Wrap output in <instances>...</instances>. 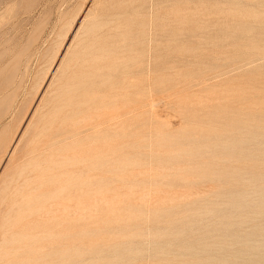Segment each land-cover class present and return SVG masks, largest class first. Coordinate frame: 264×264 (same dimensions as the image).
I'll return each instance as SVG.
<instances>
[{
  "label": "rangeland",
  "instance_id": "374dc122",
  "mask_svg": "<svg viewBox=\"0 0 264 264\" xmlns=\"http://www.w3.org/2000/svg\"><path fill=\"white\" fill-rule=\"evenodd\" d=\"M263 103L264 0H0V264L231 259L223 215L264 223Z\"/></svg>",
  "mask_w": 264,
  "mask_h": 264
},
{
  "label": "bare ground",
  "instance_id": "6f19581e",
  "mask_svg": "<svg viewBox=\"0 0 264 264\" xmlns=\"http://www.w3.org/2000/svg\"><path fill=\"white\" fill-rule=\"evenodd\" d=\"M90 9V8H89ZM91 10V9H90ZM79 13V12H78ZM186 14V13H185ZM78 15V14H77ZM80 15V14H79ZM100 16V15H99ZM75 17V16H74ZM83 17V16H82ZM90 17V16H89ZM98 17V16H97ZM78 18V17H77ZM83 21V20H82ZM87 22V21H86ZM70 24V23H69ZM99 23H98V21L97 22H93V23H91L90 25H89V27H87V30H85V32H86V35L87 34H89L88 36H91V34H93L94 33V31L96 30V28H97V26H99L98 25ZM105 24V23H104ZM71 25V24H70ZM118 25V24H117ZM131 25V24H130ZM67 27V26H66ZM71 27V26H70ZM74 27V26H73ZM72 27V28H73ZM85 27V26H84ZM101 27V26H100ZM102 28V27H101ZM98 29H100V28H98ZM117 29V28H116ZM71 30V29H70ZM79 30V29H78ZM77 33V32H76ZM103 33V32H102ZM69 34V33H68ZM82 34V33H81ZM128 34V33H127ZM157 34V33H156ZM80 35V34H79ZM155 35V34H154ZM68 36V35H67ZM125 36V35H124ZM77 38V37H76ZM150 38V37H149ZM67 39V38H66ZM151 39V38H150ZM73 40V39H72ZM93 40V39H92ZM125 41V40H124ZM65 42V41H64ZM72 43V42H71ZM149 43H151V42H149ZM160 43V42H159ZM59 44V43H58ZM123 44V43H122ZM74 45V44H73ZM142 45H144V44H142ZM90 46V45H89ZM152 46V45H151ZM63 47V46H62ZM73 48V47H72ZM150 48V47H149ZM62 49V48H61ZM60 49V50H61ZM69 54V53H68ZM102 56V55H101ZM109 56V55H108ZM57 57H58V55H57ZM56 57V58H57ZM61 58H62V56H61ZM60 59V58H59ZM63 59V58H62ZM66 60H68V59H66ZM65 60V61H66ZM53 65V64H52ZM56 65H57V63H56ZM56 67V66H55ZM102 67V66H101ZM61 69H62V67H61ZM56 70V69H55ZM60 70V69H59ZM62 71H63V69H62ZM54 72V71H53ZM59 72V71H58ZM61 72V71H60ZM49 73V72H48ZM57 74V73H56ZM52 76H53V74H52ZM45 80V79H44ZM57 80V79H56ZM50 82H52V81H50ZM48 83V82H47ZM51 84V83H50ZM34 86V85H33ZM42 86V85H41ZM32 88V87H31ZM42 88V87H41ZM34 89V88H33ZM39 91V90H38ZM45 91V90H44ZM54 91V90H53ZM37 93V92H36ZM28 94V93H27ZM43 94V93H42ZM40 96V95H39ZM38 100V99H37ZM151 101V100H150ZM44 102V101H43ZM253 102V101H252ZM33 103V102H32ZM50 103V102H49ZM48 103V104H49ZM125 103V102H124ZM39 104V103H38ZM44 104V103H43ZM256 104H258V103H256ZM260 104V103H259ZM264 104V103H263ZM30 105H32V104H30ZM254 105V104H253ZM36 106V105H35ZM34 106V107H35ZM263 106V105H262ZM29 108H30V106H29ZM41 108V107H40ZM105 108H107V107H105ZM120 108V107H119ZM152 108V107H151ZM81 110V109H80ZM39 113V112H38ZM98 114L100 113V112H97ZM110 113V112H109ZM33 114V113H32ZM26 115V114H25ZM43 115V114H42ZM140 115H141V113H140ZM25 117H27V116H25ZM22 121H23V119H22ZM21 124V123H20ZM32 124V123H31ZM83 125H84V123H83ZM122 125V124H121ZM212 127V126H211ZM82 128V127H81ZM91 128V127H90ZM110 128V127H109ZM113 128V127H112ZM70 129V128H69ZM84 129V128H83ZM89 129V128H88ZM114 129V128H113ZM18 131V130H17ZM64 133V132H63ZM209 133V132H208ZM16 134V133H15ZM60 134V133H59ZM135 134V133H134ZM74 136V135H73ZM256 136H258V135H256ZM253 137V136H252ZM14 139V138H13ZM54 140V139H53ZM66 140V139H65ZM12 142V141H11ZM231 143V142H230ZM22 145V144H21ZM238 145H239V143H238ZM9 146V145H8ZM173 149V148H172ZM7 151V154L6 155H12V153L14 152V150H15V147H14V145H10L9 146V148L8 149H6ZM61 150V149H60ZM158 151V150H157ZM11 153V154H10ZM18 153V152H17ZM190 153V152H189ZM31 154V153H30ZM165 154V153H164ZM250 154V153H249ZM175 155V154H174ZM261 155V154H260ZM15 156V155H14ZM6 159V158H5ZM8 159L9 160H11L9 157H8ZM25 159V158H24ZM130 159V158H129ZM129 159H127L126 158V160H129ZM187 159V158H186ZM216 159V158H215ZM3 160V159H2ZM8 160H6V166L8 165V162L10 163V161H8ZM132 161V160H131ZM114 162V161H113ZM114 164H117V163H114ZM113 164V165H114ZM130 164V163H129ZM10 165V164H9ZM28 165V164H27ZM112 165V166H113ZM241 165V164H240ZM111 166V167H112ZM33 167V166H32ZM107 167V166H106ZM252 167V166H251ZM113 168V167H112ZM111 168V169H112ZM43 169V168H42ZM110 169V168H109ZM100 170V169H99ZM227 170V169H226ZM261 170H263V169H261ZM260 170V171H261ZM181 171V170H180ZM20 172V171H19ZM106 172V171H105ZM12 173V172H11ZM49 173V172H48ZM135 173V172H134ZM159 173V172H158ZM210 173V172H209ZM214 173V172H213ZM217 173V172H216ZM130 174V173H129ZM223 174V173H222ZM221 174V175H222ZM224 174H226L225 172H224ZM19 175V174H18ZM106 175H108V174H106ZM153 175V174H152ZM160 175V174H159ZM162 175V174H161ZM212 175V174H211ZM113 176V175H112ZM150 176V175H149ZM118 177V176H117ZM19 178V177H18ZM115 178V177H114ZM173 182V181H172ZM114 185V184H113ZM252 185V184H251ZM255 185V184H254ZM227 186H229V185H227ZM234 186V185H233ZM253 186V185H252ZM7 187V186H6ZM154 187V186H153ZM209 187V186H208ZM230 187V186H229ZM5 188V187H4ZM2 189V188H1ZM0 189V190H1ZM133 189V188H132ZM251 189V188H250ZM205 191V190H204ZM230 191H231V189H230ZM233 191H235V190H233ZM95 193H96V191H95ZM101 193V192H100ZM198 193V192H197ZM206 193V192H205ZM1 194H3V192L1 193ZM210 194V193H209ZM70 195V194H69ZM95 195V194H94ZM99 195V194H98ZM68 196V195H67ZM206 196V195H205ZM225 196H227V195H225ZM230 196V195H229ZM247 196V195H246ZM251 196V195H250ZM69 197V196H68ZM87 197H89V196H87ZM91 197V196H90ZM174 197V196H173ZM191 197H193V196H191ZM228 197V196H227ZM231 197V196H230ZM248 197V196H247ZM247 197H244V196H241V195H239V196H236V197H234V200H233V202H230V204H231V206L232 205H234V206H236V208L238 209L239 207H241L242 206V203H249V205H252V201H250ZM231 199H233V197L231 198ZM55 200V199H54ZM62 200V199H61ZM198 200V199H197ZM228 200H229V198H228ZM236 200V202L234 203V201ZM256 200V199H255ZM194 201V200H193ZM149 202V201H148ZM259 202V201H258ZM135 203V202H134ZM219 203V202H218ZM61 204V203H60ZM77 204V203H76ZM226 204H228V203H226ZM262 204H263V202H262ZM258 205V204H257ZM264 205V204H263ZM204 206V205H203ZM254 206V205H253ZM180 208V207H179ZM194 208V207H193ZM232 208H234V207H232ZM231 208V209H232ZM243 208V207H242ZM247 208V207H246ZM40 209V208H39ZM69 209H71V208H69ZM73 209H75V210H77V207L76 206H74L73 207ZM186 209V208H185ZM240 209V208H239ZM259 209L260 210H262V211H257V213H261L262 215L264 214V206H261V207H259ZM258 209V210H259ZM64 210V208L62 209V211ZM255 210H257L256 208H255ZM1 211V210H0ZM165 211V210H164ZM173 211V210H172ZM198 211V210H197ZM206 211H208L207 209H206ZM235 211V210H234ZM146 212V211H145ZM210 212V211H209ZM223 212V211H222ZM225 212V211H224ZM236 212V211H235ZM244 212V211H243ZM169 213V212H168ZM187 213V212H186ZM185 213V214H186ZM207 213V212H206ZM211 213V212H210ZM239 213V212H238ZM65 213L63 212V214L62 215H64ZM153 214V213H152ZM182 214V213H181ZM180 214V215H181ZM188 214V213H187ZM191 214V213H190ZM201 214V213H200ZM208 214V213H207ZM219 214H221V213H219ZM245 214V213H244ZM62 215H61V217H62ZM223 215V214H222ZM6 216V215H5ZM55 216V215H54ZM224 216V220H223V225H222V228H223V230L220 232L221 233V235H220V238L222 239V241L219 243V246H221V245H227L228 244V241H233L237 246H238V250L235 252H233V254H232V258L231 259H226V258H224V259H222V258H215V256H211L210 258H209V262H208V264H239V257H240V255L242 254V253H244V250L246 249V250H248L249 251V254H250V259H248L249 261H248V263L247 264H264V223H262V224H259V225H257V226H253L249 231H238L239 229H240V227H241V225L246 221V219L245 218H247V217H245V218H242L241 217V215L239 216V215H235V214H227V215H223ZM152 217V216H151ZM150 216H149V218H151ZM255 217V216H254ZM63 218V217H62ZM187 218V217H186ZM197 218V217H196ZM207 218H209V217H207ZM250 218V217H249ZM249 218L247 219V221L249 220ZM210 219V218H209ZM179 220H181V219H179ZM251 220V219H250ZM254 220V219H253ZM200 221V220H199ZM179 222V221H178ZM218 222V221H217ZM167 223H169V222H167ZM195 223V222H194ZM147 224V223H146ZM161 224V223H160ZM166 224V223H165ZM251 224V223H250ZM181 225V224H180ZM210 225V224H209ZM254 225V224H253ZM7 226V225H6ZM140 226V225H139ZM185 226V225H184ZM184 226H182V227H184ZM228 226H230L231 228H233L234 227V231H232V230H230V231H232V232H230V233H228V231L229 230H225L224 228L225 227H228ZM152 227V226H151ZM203 227V226H202ZM229 227V228H230ZM230 228V229H231ZM0 229L2 230V228L0 227ZM147 229V228H146ZM145 229V230H146ZM188 229V228H187ZM204 229V228H203ZM216 229V228H215ZM243 229V228H242ZM183 230V228H178V231H182ZM217 230V229H216ZM4 231H6L7 232V230L6 229H4L3 231H2V239L0 240V244H3V243H8V242H11V240L9 239H6V237H5V232ZM187 231V230H186ZM173 232L174 231H170L168 234V236H172V234H173ZM121 233V232H120ZM167 234V233H166ZM175 234V233H174ZM178 233H176V235H177ZM181 234V233H180ZM14 234H12V236H13ZM135 235V234H134ZM132 236V235H131ZM154 236V235H153ZM167 236V235H166ZM189 236V235H188ZM263 236V238L262 239H259V240H257L256 238L257 237H262ZM174 237V236H173ZM176 237V236H175ZM210 238H211V236H210ZM144 239H146V238H144ZM165 239H167V238H165ZM168 239H169V237H168ZM146 242V241H145ZM163 242V241H162ZM190 242V241H189ZM18 243V242H17ZM57 243H61V240H55V241H52V242H50V244H49V246L50 247H53L54 245L53 244H57ZM119 243V242H118ZM121 243V242H120ZM191 244V243H190ZM182 245V244H181ZM185 245V244H184ZM199 245V244H198ZM201 245V244H200ZM218 245V244H217ZM218 246V247H219ZM228 246H229V244H228ZM188 247V246H187ZM217 247V246H216ZM197 248V247H196ZM212 248V247H211ZM139 249H140V247H139ZM146 249V248H145ZM187 249H191V247L190 248H187ZM175 250V249H174ZM180 249H177V251H179ZM186 250V249H185ZM193 250V249H192ZM215 250V249H214ZM137 251V250H136ZM169 251V250H168ZM151 252V251H150ZM153 252V251H152ZM182 252V251H181ZM204 252V251H203ZM211 252V251H210ZM247 253V252H246ZM80 254V253H79ZM124 254V253H123ZM161 254V253H160ZM96 255V254H95ZM199 255V254H198ZM217 255V254H216ZM221 255V254H220ZM228 255V254H227ZM66 256V255H65ZM90 256V255H89ZM201 256V255H200ZM249 256V255H248ZM2 257V255H0V258ZM72 257H73V255H72ZM222 257V256H221ZM145 258V257H144ZM153 258H155V257H153ZM192 258V257H191ZM208 258V257H207ZM187 260V259H186ZM192 260L193 261H191V262H189V263H187V262H181V261H175V262H173L172 264H203L202 263V261L199 259V258H192ZM204 260V259H203ZM90 261V260H89ZM147 261V260H146ZM161 261V260H160ZM169 261V260H168ZM205 261V260H204ZM207 261V260H206ZM108 262V261H107ZM165 262V261H164ZM163 262V263H164ZM141 263V262H140ZM26 264V263H25ZM150 264V263H149ZM157 264V263H156ZM168 264V263H167Z\"/></svg>",
  "mask_w": 264,
  "mask_h": 264
}]
</instances>
